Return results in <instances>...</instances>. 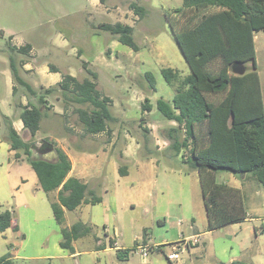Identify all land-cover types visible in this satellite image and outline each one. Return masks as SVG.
Listing matches in <instances>:
<instances>
[{
  "label": "rangeland",
  "instance_id": "rangeland-1",
  "mask_svg": "<svg viewBox=\"0 0 264 264\" xmlns=\"http://www.w3.org/2000/svg\"><path fill=\"white\" fill-rule=\"evenodd\" d=\"M132 1H138L147 8L142 20H138L131 9ZM182 4L183 0H113L106 5H102L99 0H0V124L4 114L13 116L14 111L9 102L13 105L17 102L16 99L10 100L11 77L13 84L18 87L16 96L24 92L28 99L37 101L29 97V92L12 75L11 57L19 74L37 90L43 85L39 77L40 66L45 71L52 70L51 64L59 67V73H50L56 78H61V74H71L83 80L91 77L88 69L96 71L97 87L113 99L111 112L117 118L109 123L108 134H87L76 112L81 105L65 99L62 92H56L50 100L57 103L58 107H63L61 121L54 116L52 108L47 111L37 135L29 138L27 134L31 142L50 137L49 140L56 142L63 140L65 135L67 139H72L74 146L80 144L88 149H95L100 144L112 145L108 150L111 158L109 165H106L105 179L97 189L104 201L94 206L85 205L82 210L66 212V226L78 220L90 222L91 219L97 224L93 233L76 242L75 256L60 246V226L48 202L53 194L38 192L36 184L32 182L24 185L21 178L26 171H33L32 166L27 161L16 162L14 156L0 148V162L4 160V164L9 165L7 173L15 177V181L5 185L6 192L1 190L0 204L4 205L3 208H14L21 232L18 235L11 229L5 237L0 234V256L10 253L14 264H122L121 260L124 259L118 258L115 251L110 249L106 237V233L113 236L115 229L119 244L134 248L129 264H149V260L156 258V255L169 263L161 252L151 253L148 261H143L136 249L143 243L139 240L140 243L135 245L137 238H143L144 229L150 233L153 241L166 231L176 239L179 225L190 222L193 213L204 207L198 170L184 162L183 155H189L188 149H183L177 155L171 148V128L177 126V122L166 119L157 108L158 99L171 100L176 93L175 88L165 80L161 69L172 67L178 69L182 76L190 73L189 65L165 17L167 12ZM118 21L135 26L134 38L140 46L139 51L98 28L100 23ZM25 42L35 47L33 52L25 54L10 48L20 47ZM255 49L264 101V32L256 34ZM23 61H35L34 67L39 66L36 73L23 70ZM84 62H87V66H84ZM147 72L155 76V91L149 87L145 76ZM57 96L62 100L59 101ZM224 97V94L210 96L218 102H222ZM146 98L153 105L150 112H143L141 108ZM21 102L23 99L19 97L18 103ZM65 125L70 128V132L63 128ZM175 135L183 140L185 132L180 130ZM0 138L3 139L1 130ZM121 154H126V157L120 159ZM52 155L50 152L44 156L48 158ZM116 164L127 165L128 175L120 176ZM215 176L217 183L226 184L227 171L219 170ZM4 181V173L0 171V186H4ZM257 185L260 186L248 195L245 205L250 215L259 217L264 228V189L260 183ZM25 189H29L39 199L38 216L26 208L25 202L17 204L18 195ZM160 221H168L170 227H160ZM253 224H244V231L237 242H228L225 234L232 229L237 232L239 226L215 232L219 236H216L215 242L210 241L208 257L199 258L195 264H220L213 255L216 251L221 252L223 244H229L227 254L233 246L246 259L244 262L264 264V234L257 228L261 236L256 238ZM96 237L105 242L108 250L97 251ZM164 251L169 253L172 247L168 246Z\"/></svg>",
  "mask_w": 264,
  "mask_h": 264
},
{
  "label": "trees",
  "instance_id": "trees-1",
  "mask_svg": "<svg viewBox=\"0 0 264 264\" xmlns=\"http://www.w3.org/2000/svg\"><path fill=\"white\" fill-rule=\"evenodd\" d=\"M99 1L106 5L113 0ZM130 7L138 20L147 14V8L138 1L130 2ZM165 17L190 68V73L185 76L172 67L161 69L167 83L176 90L172 100H157L161 114L177 122V126L171 128V148L177 155L188 149L189 155H183L184 162L198 170L209 230L243 222L249 214L242 191L229 184L217 183L215 173L225 170L239 177L245 176L244 179H254L264 189V101L255 49L256 34L264 32V0H183L182 6L167 12ZM98 28L111 33L133 50H140L134 38V26L118 21L100 23ZM10 48L29 54L31 45ZM10 59L14 78L29 92V97L37 99H28L27 104H23L18 103V96L16 98L17 116L31 138L35 137L45 112L51 108L48 97L58 88L65 99L81 105L76 112L85 133L92 135L106 131L109 123L117 120L111 112L112 98L97 87L96 71L88 69L91 77L83 80L64 74L57 86L36 90L19 74L13 57ZM236 60L249 63V70L244 75L231 71V64ZM83 64L87 66V62ZM50 67L58 71L55 65ZM145 76L150 89L155 91L154 74L147 72ZM17 92L18 87L14 86L13 93L16 95ZM218 94L225 95L222 102L210 98ZM152 107L148 98L141 106L143 112H150ZM67 109L68 105L65 106ZM1 125L3 139L15 151V159L30 163L40 189L46 193L58 191L57 198L51 202L58 224L64 223L65 210L103 201V196L88 183L69 176L71 160L54 141L51 143L55 155L48 159L32 151L35 142L23 139L10 117L3 115ZM180 130L185 132L183 140L175 135ZM119 172L122 176L128 175V166L120 165ZM14 218V208L2 209L0 204V232L10 228ZM14 229H19L17 224ZM93 232L92 224L77 221L70 227L61 228L60 245L75 253L74 241ZM133 250H119L118 256L124 259V255ZM0 264H14L12 255L0 256ZM232 264L251 263L236 260Z\"/></svg>",
  "mask_w": 264,
  "mask_h": 264
},
{
  "label": "crops",
  "instance_id": "crops-1",
  "mask_svg": "<svg viewBox=\"0 0 264 264\" xmlns=\"http://www.w3.org/2000/svg\"><path fill=\"white\" fill-rule=\"evenodd\" d=\"M102 5H104V4H102ZM130 25H132V24H130ZM132 26H134V25H132ZM26 44H28V43L25 42L24 45H26ZM30 45H31V49H30L29 53L33 52V50L35 49V47L32 44H30ZM30 55L32 56V58H35V57H33L32 54H30ZM22 65H23V70H25L26 72L31 70V72H35L36 73V69L39 68V66L38 67L37 66L34 67L36 65L35 61H32V62L23 61ZM10 67H11V63H10ZM57 69H58V71L49 70V69H48V71H45V70H42V66H40L39 77H40L41 82L43 84V85H41L40 89H46V88H49V87L57 86L58 83H60L62 81V78H63L64 74H61V78L52 77L50 75V73H52V72L59 73L60 72L59 67H57ZM37 75H38V73H37ZM10 81H11V86H12V97H10V100H15L17 98V96L13 93V87L15 85L12 82V77H11ZM25 81H27L29 84L32 85V83L30 81H28V80H25ZM47 81H49V82H47ZM32 87L34 88L33 85H32ZM34 89H36V88H34ZM56 92H61V90L58 88L57 90H55L51 94V96L54 93H56ZM51 96L48 97V100H49V104L48 105L51 106L50 109L53 108V110L55 112L54 116L57 117L61 121L62 116H63L62 115L63 114V107H58L57 103H55V102L53 103L50 100ZM19 97H21L23 99V102H22L23 104H27L28 98H27V95L24 92L21 95H18V99H19ZM57 98H58L59 101L62 100L59 96H57ZM9 105H10V107H12V112L14 111L13 114H12L13 116H10V114H4V115L11 118V120L13 122V126L22 135L23 132L25 131L23 121L20 118H18V116H17V112H16V109H15L16 105H13L11 102H9ZM47 111L45 112V114L43 116V119L41 120V124H42V121L47 116ZM12 112L10 111V113H12ZM173 126H175V125H173ZM63 128L66 131L70 132V128L67 125H65V127L63 126ZM1 129H2V125L0 127V130ZM109 130H110V128L108 127V129L106 131L100 132L98 134H92V135L101 136V135H104L106 133L108 134ZM37 133H36V135H37ZM63 136L65 137L63 140L62 139L59 140V141L56 140V142L55 141L54 142L56 143V145L58 147L62 148L68 154V156H69V158L71 160L72 167H71V170L69 172V176L70 177L79 178L83 182L88 183V185H89V187L91 189L97 190L98 188H100L102 186L101 184H102L103 180L105 179L106 165L107 164L109 165V163H110V158L111 157H110V155L108 153V150H110V148H111L110 146H112V145L109 146L107 144H100L95 149H91V148L88 149V148H85V147L81 146L80 144L74 146L73 143H72V139L71 138L67 139V137L65 135H63ZM29 138H30V136H29ZM49 139H51V137ZM40 140H42V139H39L38 141H40ZM0 148H4L5 150H7L9 155L14 156V159H15V155H14L15 151L11 150L10 144H9V142L7 140H4V139L0 138ZM52 153H53V155L48 157V159H52L54 157V155H55L54 151ZM43 157H45V156H43ZM125 157H126V154H121V158L120 159H124ZM45 158H47V157H45ZM25 161L26 160H16V162H25ZM9 163H11V162H9ZM8 166L9 165L4 164V160H1V162H0V171H3L4 177H5V181H4V186L2 187L3 184L0 186V192H1V190H4V192H6L7 187L5 185L7 183L9 185V182L12 181V180L15 181V177L13 175H10V173H7V171H6ZM116 167L118 168V172H119L120 166L119 165L117 166V164H116ZM4 171H6V174H5ZM119 174H120V172H119ZM120 176H122V175L120 174ZM244 177L245 176L239 177L238 175H236L234 173L227 172V182H226V184H229V185H231V186H233L235 188L240 189L242 191V193H243L244 202H245V200L248 197V195L253 194V191L256 190V188H258L257 186H260V185H257L258 182L255 181L254 179H251V178L244 179ZM118 178H119V175H117V179ZM21 179H22V183L24 185L32 182V183L36 184L38 192L43 191L42 189H40L38 177H37V174L35 173L34 170L33 171H29V170L26 171L25 174H23ZM199 180H200V177H199ZM106 193H107V191H106ZM46 194H48V195L53 194V197H51V199H48V202H49L50 207H51V202H52V200H55L57 198L58 191L56 190V191H52V192H49V193H46ZM38 200H39L38 197L36 195L31 194L29 189H25L23 192H21L18 195V198L16 199L17 204L19 203L21 205L22 202H25L26 208L27 209H31L33 214L36 213L37 216L39 214ZM202 200H203V196H202ZM103 201H104V198H103ZM98 204H100V203H98ZM43 205L46 206L45 203ZM85 205L86 206H88V205L94 206V204H82L81 206H79L78 208H76L75 210H72V211L82 210L83 206H85ZM95 205H97V204H95ZM203 206L204 207H203V209L201 211L197 210V211H195L193 213V216H192L190 222H186L185 224L183 223L182 225H179L178 236H177L176 239L172 238L173 236L169 235L168 232L166 231V233H161L160 234V238L158 240L153 241V240H151L152 237H151L150 233H148V231L146 229H144L143 238H141V239L137 238L138 242L136 241V245L135 246H137V244L140 243L139 240H141L142 243H150L151 241H153L151 243L157 242V243L163 244L161 253L164 256H165L164 253H166V251H164V249L166 247L171 246L173 243H176V242L180 241L183 238L199 237V239H200V242L197 245L193 246L190 249L189 252L184 253L183 260L185 262H183V263L171 262L168 259L167 260L169 261V263H167L165 261H162L160 259L159 255H156L157 256L156 258H152L151 261L149 260V262H148L149 264H195L196 260H198L199 258H201V257H206L207 258L208 257V254H209L208 248H209L210 241L215 242L216 241V236H219V235H215V232H218L219 230H221V231L222 230L223 231L227 230V228H230V226H239L237 232H235V229H232V230L229 231V233L225 234V240H227L230 243L231 242H235L236 240L238 241V238L241 236L242 232L244 231V227L243 226H244V224L246 222H253L254 223L252 229L254 230V234H255L256 238H259L261 236V235L258 234V229L257 228H260L261 233L264 234V232H263L264 231L263 223H261V221H259L260 220L259 217L258 216H254V215L252 216V215L249 214V212H248L249 218L247 220L243 221V222L230 223V224H228V225H226L224 227H221L219 229L209 230V228H208V218H207V213H206L204 201H203ZM3 207H4V205H2V209H12L13 208L11 206H9L8 208H3ZM67 211H70V210H65V221H66V212ZM65 221H64V223L62 225L57 223L60 226V231H61L62 227H70L68 225L66 226ZM78 221H82V220H78ZM91 221L90 222L88 221L86 223L92 224L93 227L97 226L95 220L91 219ZM19 222H20V219H19ZM263 222H264V219H263ZM159 223L161 224L160 227L161 226H165L167 228H168V226L170 227V225H168L169 224L168 221H160ZM16 224L18 225V223H16ZM15 225H12L10 228H8L4 232H0V234H2L5 237V235H8L10 230L13 229L14 231L17 232L18 235H21L20 228L18 230L14 229ZM106 231H107V228L105 227V232ZM22 236H24V235H22ZM106 237H107V239L109 241L110 249H113L115 251L116 256L118 258H120L118 256V251L119 250L134 249L133 247H126V246H123V245L119 244V239H118L119 237H117V230H115V229H114V235L113 236H111L110 234L106 233ZM79 239H81V238H79ZM79 239L74 241V248H75L76 242ZM96 241H97V246H96L97 251H103V250L106 251V250H108L107 245L105 244V242L102 241V239L100 237H98V240L96 238ZM239 243L241 244L242 242H239ZM201 244H203L205 247L202 248ZM228 245L229 244H223V248H222L221 252H217L216 251V253L213 255V257L220 264H232V262L236 261V260L246 261V259L241 257V255L239 254L237 249L234 250L233 246H231L230 253L227 254L226 252H229L228 251L229 250L228 249ZM99 246L101 248H99ZM239 249H240V246H239ZM70 254H71V256L77 255L76 249H75V253H70ZM130 254H131V252L128 253L127 255H124V257H123L124 260H121L122 264H129L130 263V261H131L130 260ZM222 255L224 257H226L227 260H223L225 258H223Z\"/></svg>",
  "mask_w": 264,
  "mask_h": 264
},
{
  "label": "built area",
  "instance_id": "built-area-1",
  "mask_svg": "<svg viewBox=\"0 0 264 264\" xmlns=\"http://www.w3.org/2000/svg\"><path fill=\"white\" fill-rule=\"evenodd\" d=\"M200 242L199 237L183 238L180 241L171 245L172 251L164 253L166 258L171 262L183 261L184 253L190 251V249ZM163 244L160 243H143L137 246V251L141 255L144 261H148L150 254L154 252H162Z\"/></svg>",
  "mask_w": 264,
  "mask_h": 264
},
{
  "label": "water",
  "instance_id": "water-1",
  "mask_svg": "<svg viewBox=\"0 0 264 264\" xmlns=\"http://www.w3.org/2000/svg\"><path fill=\"white\" fill-rule=\"evenodd\" d=\"M249 70V63H245L239 60L234 61L231 64V71L234 74L237 75H244L247 71ZM27 134L30 136L28 131L25 129L23 132L22 136L23 139L27 140ZM31 137V136H30ZM32 151L40 156H44L47 153L53 152L54 151V145L51 143L49 140L42 139L40 141H37L33 144L32 146ZM17 223V220L14 218L12 220V225H15ZM185 262L184 260L182 263Z\"/></svg>",
  "mask_w": 264,
  "mask_h": 264
}]
</instances>
